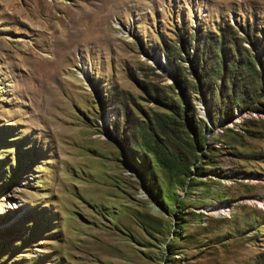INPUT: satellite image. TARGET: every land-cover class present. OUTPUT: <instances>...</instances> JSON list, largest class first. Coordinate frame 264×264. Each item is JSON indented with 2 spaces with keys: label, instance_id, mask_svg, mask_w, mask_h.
Masks as SVG:
<instances>
[{
  "label": "rangeland",
  "instance_id": "374dc122",
  "mask_svg": "<svg viewBox=\"0 0 264 264\" xmlns=\"http://www.w3.org/2000/svg\"><path fill=\"white\" fill-rule=\"evenodd\" d=\"M46 2L0 0V264H264V0Z\"/></svg>",
  "mask_w": 264,
  "mask_h": 264
},
{
  "label": "bare ground",
  "instance_id": "6f19581e",
  "mask_svg": "<svg viewBox=\"0 0 264 264\" xmlns=\"http://www.w3.org/2000/svg\"><path fill=\"white\" fill-rule=\"evenodd\" d=\"M39 1L42 3V5H43L44 8H46V9H47V8H50L51 5H50L48 2L45 3V0H39ZM223 209H224V208H220V207H218V208L214 209L213 211L216 212V213H218V212L221 213L220 210H223ZM222 213H223V212H222Z\"/></svg>",
  "mask_w": 264,
  "mask_h": 264
}]
</instances>
